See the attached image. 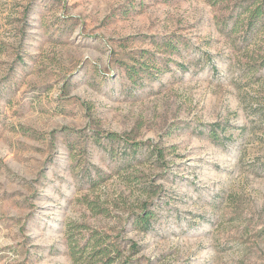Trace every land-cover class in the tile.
Masks as SVG:
<instances>
[{
    "label": "rangeland",
    "instance_id": "obj_1",
    "mask_svg": "<svg viewBox=\"0 0 264 264\" xmlns=\"http://www.w3.org/2000/svg\"><path fill=\"white\" fill-rule=\"evenodd\" d=\"M252 2L0 0V264H264Z\"/></svg>",
    "mask_w": 264,
    "mask_h": 264
},
{
    "label": "trees",
    "instance_id": "obj_2",
    "mask_svg": "<svg viewBox=\"0 0 264 264\" xmlns=\"http://www.w3.org/2000/svg\"><path fill=\"white\" fill-rule=\"evenodd\" d=\"M248 19H249V24L254 25L256 22L260 20L262 16H264V0H253L251 6H248ZM213 127L215 125H212ZM110 138H115L118 137L116 133H111L109 135ZM137 145V143L135 144ZM156 153L159 155L162 154V151L160 149L155 150ZM146 229L150 227V218L148 215H143L139 221Z\"/></svg>",
    "mask_w": 264,
    "mask_h": 264
}]
</instances>
